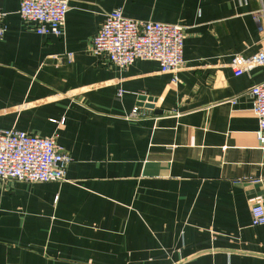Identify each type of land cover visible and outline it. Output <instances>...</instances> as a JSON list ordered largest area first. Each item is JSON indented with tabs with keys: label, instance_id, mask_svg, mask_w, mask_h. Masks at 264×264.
Instances as JSON below:
<instances>
[{
	"label": "crops",
	"instance_id": "0c3cea01",
	"mask_svg": "<svg viewBox=\"0 0 264 264\" xmlns=\"http://www.w3.org/2000/svg\"><path fill=\"white\" fill-rule=\"evenodd\" d=\"M17 3L0 0V130L56 132L70 159L62 180H0V264H264L248 202L264 192L248 92L264 66L228 64L264 49L257 0H67L60 35L35 33ZM118 6L183 25L175 80L154 59L90 52ZM137 94L159 111L126 117Z\"/></svg>",
	"mask_w": 264,
	"mask_h": 264
},
{
	"label": "built area",
	"instance_id": "2783aa9c",
	"mask_svg": "<svg viewBox=\"0 0 264 264\" xmlns=\"http://www.w3.org/2000/svg\"><path fill=\"white\" fill-rule=\"evenodd\" d=\"M17 14L21 19L31 20L33 30L40 34L60 35L63 31L67 0H18ZM255 22L264 30V0H257L251 10ZM90 39V52L106 59L116 67H124L136 58L154 59L161 72L169 73L170 79L187 66L181 58L183 25L132 18L123 14L120 6L106 11ZM5 29L3 11L0 10V37ZM70 59V53H66ZM233 75L264 66V49L247 56L233 54L228 62ZM122 89H118L120 94ZM251 111L257 117L255 136L264 139V74L248 88ZM140 105L134 104L126 117H138ZM62 123V119H59ZM70 157L56 140V132L33 134L24 129L0 130V180L57 181L64 179L65 167ZM250 224L264 222V192L248 198Z\"/></svg>",
	"mask_w": 264,
	"mask_h": 264
},
{
	"label": "water",
	"instance_id": "95a60500",
	"mask_svg": "<svg viewBox=\"0 0 264 264\" xmlns=\"http://www.w3.org/2000/svg\"><path fill=\"white\" fill-rule=\"evenodd\" d=\"M136 100L137 101L135 102V104L137 105H143L152 108L153 111H159V109L154 106L153 104L154 100L150 96H145L144 94H137Z\"/></svg>",
	"mask_w": 264,
	"mask_h": 264
}]
</instances>
